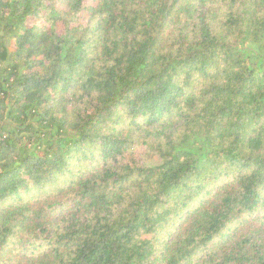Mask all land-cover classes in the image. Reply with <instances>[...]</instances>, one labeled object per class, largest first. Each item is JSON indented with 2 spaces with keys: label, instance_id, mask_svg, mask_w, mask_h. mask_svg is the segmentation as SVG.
I'll return each instance as SVG.
<instances>
[{
  "label": "trees",
  "instance_id": "1",
  "mask_svg": "<svg viewBox=\"0 0 264 264\" xmlns=\"http://www.w3.org/2000/svg\"><path fill=\"white\" fill-rule=\"evenodd\" d=\"M0 264H264V0H0Z\"/></svg>",
  "mask_w": 264,
  "mask_h": 264
}]
</instances>
